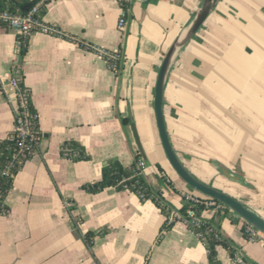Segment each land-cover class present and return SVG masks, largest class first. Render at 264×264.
I'll return each mask as SVG.
<instances>
[{
	"label": "crops",
	"instance_id": "obj_1",
	"mask_svg": "<svg viewBox=\"0 0 264 264\" xmlns=\"http://www.w3.org/2000/svg\"><path fill=\"white\" fill-rule=\"evenodd\" d=\"M203 2L130 0L120 30L118 0H49L41 17L61 35L32 32L23 58L19 35L0 24V139L14 127L16 63L41 133L36 152L4 200L9 210L0 213V264H208L201 238L179 219L166 228L167 216L153 200H141L128 189L90 193L82 188L99 181L108 162L125 167L134 162L138 149L131 122H123L129 118L130 83L140 139L153 167L159 163L165 169L173 188L158 180L155 168L144 171L147 182L162 190L176 212L185 204L183 196L193 195L166 158L153 100L165 54ZM87 44L119 51V72ZM163 108L175 152L200 178L211 177L202 169L204 158L217 171L212 162L244 169L248 159L258 162L264 156V0H219L175 59ZM66 142L83 146L89 158L64 156ZM224 207L218 205L216 212ZM204 215L213 216L210 210ZM220 225L237 255L264 264V235L252 238L247 226L246 236L233 211ZM87 233L94 234L91 243ZM216 251L221 264H237L223 246Z\"/></svg>",
	"mask_w": 264,
	"mask_h": 264
},
{
	"label": "trees",
	"instance_id": "obj_2",
	"mask_svg": "<svg viewBox=\"0 0 264 264\" xmlns=\"http://www.w3.org/2000/svg\"><path fill=\"white\" fill-rule=\"evenodd\" d=\"M40 0H0V13L8 12L11 14H26L30 9L29 6L34 3H38ZM121 6L128 11L130 6V1L121 2ZM42 8L39 11L38 17H41ZM61 35V32L59 34ZM85 48L92 51L98 52L97 48L92 45H84ZM26 51V38L19 36V54L23 58ZM110 69L119 72L121 69L122 61L118 60L116 63L112 62L110 59L106 60ZM19 91L24 95L22 99L17 97L19 113L24 116L26 114L28 128L32 135L31 137H26L22 139L18 137V133L12 130L10 134L4 138L0 139V213L6 214L8 212V207L4 204V200L13 187L14 177L23 167L24 163L32 158L37 150L38 142L41 138L38 115L37 111L31 100V92L28 88L23 85V79L21 76L18 82ZM24 102V107L21 105ZM123 122L130 125L129 118H125ZM15 124V121H14ZM258 144V142H257ZM264 145V142H261ZM70 150L68 157L74 160H84L88 159V155L85 152L83 146L76 142H66L64 144ZM261 151L264 152V147L260 145ZM62 153V150H61ZM63 154V153H62ZM258 162H251L249 159L246 161V166L242 169L245 172V179L251 185V187H245L234 182H230L221 177L220 173L215 171L211 165L210 158H204V163L202 162V169L207 170L211 177L209 179L200 178L195 174H192L201 182L211 186L215 189L223 191L232 197L240 200L246 207L250 208L262 218H264V213L262 207L264 206V156L259 157ZM141 160L140 153L136 150L134 162L130 167L123 166L118 160H112L102 167L101 179L95 183H86L82 188L90 193H98L106 188L114 187L117 190H130L137 194L141 200H153L157 206H159L165 215L168 217L171 208L164 201L162 195V190L154 191V189L149 185L145 178L144 171L146 168H141L139 166V161ZM228 167V166H227ZM156 177L158 180L165 183L168 187L173 188L171 180L167 177L165 169L159 164H154ZM232 169L231 167H229ZM233 170V169H232ZM168 179V180H167ZM220 183L226 185L228 188L224 189L219 185ZM193 195L198 200L197 202L185 201V204L180 209V213L185 215L186 210L189 207H193L197 214H202L203 211L208 210L203 202L213 201L218 205H223L219 201L212 199L196 190H194ZM185 199V196H183ZM186 200V199H185ZM232 212L228 207H224L222 210H218L209 218L203 225L198 228L191 227L190 229L196 234H201V240L204 242L207 252H208V264H221L217 257V246H223L226 248L231 257L234 258L237 254L233 243L230 239L223 236L220 232V223L226 218V214ZM243 222L242 231L247 236H249L246 227L250 226L248 222L240 218ZM173 222H168L166 228L171 226ZM93 233H87L85 239L91 243Z\"/></svg>",
	"mask_w": 264,
	"mask_h": 264
},
{
	"label": "water",
	"instance_id": "obj_3",
	"mask_svg": "<svg viewBox=\"0 0 264 264\" xmlns=\"http://www.w3.org/2000/svg\"><path fill=\"white\" fill-rule=\"evenodd\" d=\"M142 4L147 5L151 0H139ZM219 0H204L197 14L189 25L185 28L181 34L174 40L167 53L164 56L162 64L160 66L155 89H154V100L153 108L155 114V121L158 130V135L161 141L162 148L166 155V158L174 170V172L179 176V178L184 181L190 188L212 198L233 211L238 217L242 218L249 223L250 226L255 228L260 234L264 235V218L258 215L256 212L246 207L240 200L232 197L231 195L215 189L207 184L198 180L183 164V162L178 157L175 152L167 131L164 108H163V98L165 92V85L170 72L171 67L173 66L175 59L177 58L181 49L192 39V37L197 33L200 27L204 24L206 19L215 9V6ZM34 6V3L29 6L31 9ZM128 104H129V119L131 122V127L133 131V136L136 142L138 152L141 155V158L145 162L146 168L151 172H154V167L150 162L147 152L144 148V145L140 139L138 130L134 122V116L131 108V84L128 86ZM213 167L220 172L222 178L237 183L239 185L250 187L251 185L245 179V172L239 166L238 169L232 170L227 168L220 163L212 162ZM167 187V186H166Z\"/></svg>",
	"mask_w": 264,
	"mask_h": 264
},
{
	"label": "built area",
	"instance_id": "obj_4",
	"mask_svg": "<svg viewBox=\"0 0 264 264\" xmlns=\"http://www.w3.org/2000/svg\"><path fill=\"white\" fill-rule=\"evenodd\" d=\"M49 0H40L38 1V3H36L26 14H11L8 12H2L0 13V24L6 25L8 27H10L11 29H13L19 36H23L24 38H26L27 36H29L32 32L34 31H40L46 34H54L57 35L59 34V30L57 27L53 26V25H49L46 24L42 17H38L39 11L41 9V6L47 2ZM130 0H118L120 6H121V2H128ZM122 11L118 20V28L120 30H123L126 26L127 23V14L128 11L126 9H124L122 6ZM97 53H99L105 60H111L112 62L116 63L118 60L121 59V55L119 51H108V50H104L101 48H97ZM21 66L16 63L13 65L12 67V84L15 88V93L18 97H20V99L23 98V94L19 91V86H18V82L21 79ZM21 105L24 107V102L22 101ZM26 114L24 116H22L19 113V109L17 107L16 111H15V124L13 127V130L15 132L18 133V137L25 139L26 137H31L32 135L30 133V130L28 128V124L26 121ZM69 148L65 145L62 146V153L64 156H68L69 155ZM139 166L141 168H146L145 162L143 161V159L141 158V160L139 161ZM185 199L186 201L189 202H197L198 200L196 199V197L194 195H185ZM68 206H70V203H67ZM203 204L206 207H209L208 210L211 211V214L213 215L216 212V207L218 206V204H216L213 201H205L203 202ZM207 211V210H205ZM202 212V214H197V212L195 211V209L191 206L189 207L186 212L185 215L181 214L179 211H173L171 210L167 220L168 222H173L176 219H179L181 221H183L188 228H198L201 225H203L208 219L205 218L204 212ZM249 232H250V236L252 238L256 237L257 234L259 233L255 228H253L252 226H249ZM200 238H201V234H197ZM234 261L237 264H250L248 262L245 261V259L243 258L242 255H236L234 258Z\"/></svg>",
	"mask_w": 264,
	"mask_h": 264
},
{
	"label": "rangeland",
	"instance_id": "obj_5",
	"mask_svg": "<svg viewBox=\"0 0 264 264\" xmlns=\"http://www.w3.org/2000/svg\"><path fill=\"white\" fill-rule=\"evenodd\" d=\"M138 127H140V125H138ZM140 129H141V127H140ZM172 169V168H171ZM262 211H263V213H264V206L262 207Z\"/></svg>",
	"mask_w": 264,
	"mask_h": 264
}]
</instances>
